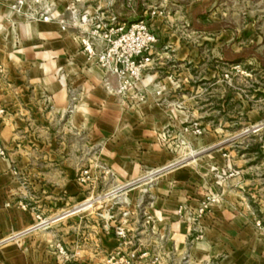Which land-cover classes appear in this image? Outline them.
Wrapping results in <instances>:
<instances>
[{
    "label": "crops",
    "instance_id": "0c3cea01",
    "mask_svg": "<svg viewBox=\"0 0 264 264\" xmlns=\"http://www.w3.org/2000/svg\"><path fill=\"white\" fill-rule=\"evenodd\" d=\"M216 1L91 2L126 22L147 17L157 35L143 99L132 104L71 31L13 23L11 1L0 0V264H105L119 249V222L125 249L146 252L135 264H205L218 255L233 264L238 248L245 260L250 239L264 248V177L232 149L241 133L222 138L229 122L221 117L245 106L220 66L238 62L243 35L258 40L251 23L218 25ZM183 123L204 132L174 148ZM214 168L232 174L218 183ZM84 169L87 182L79 181ZM213 193L218 201L198 216Z\"/></svg>",
    "mask_w": 264,
    "mask_h": 264
},
{
    "label": "built area",
    "instance_id": "2783aa9c",
    "mask_svg": "<svg viewBox=\"0 0 264 264\" xmlns=\"http://www.w3.org/2000/svg\"><path fill=\"white\" fill-rule=\"evenodd\" d=\"M9 11L25 22L40 21L45 23H57L61 31H71L89 60H93L100 68L117 78L118 95L122 102L136 104L143 99L141 81L145 73L151 69L156 61L157 35L152 30L147 17L126 22L120 20L101 5H93V0H10ZM58 1L66 2L62 10H58ZM133 0H127L131 4ZM156 10L149 11V17L156 14ZM12 20L13 18L9 16ZM14 23V21L12 20ZM231 69L239 71V65H231ZM224 78H229L230 71L224 73ZM157 94L160 93L158 90ZM71 98H73L71 96ZM3 110L1 109L0 112ZM264 124V123H263ZM256 126H252L255 130ZM263 126V125H262ZM253 129V130H254ZM204 130L200 126L182 124L177 132L182 135L174 148L185 144L184 137L187 134L201 136ZM5 155L4 147L0 144V157ZM79 181L87 182L92 178L89 169L81 171ZM232 172L214 168L216 182L230 176ZM155 174H151L152 179ZM216 193L206 196L199 202L196 209L198 216L210 210L211 205L218 201ZM25 205L22 204L21 208ZM112 217V215H110ZM38 223L47 225L48 219L36 214ZM115 236L119 242V249L111 253L105 264H135L146 257V252L138 253L135 249H125L128 246V229L123 222L114 227ZM64 253L62 247L59 248ZM152 262L156 263L159 258L153 256ZM75 264V263H70ZM77 264V263H76Z\"/></svg>",
    "mask_w": 264,
    "mask_h": 264
},
{
    "label": "rangeland",
    "instance_id": "374dc122",
    "mask_svg": "<svg viewBox=\"0 0 264 264\" xmlns=\"http://www.w3.org/2000/svg\"><path fill=\"white\" fill-rule=\"evenodd\" d=\"M216 2V12L220 17L218 25L230 24L241 29L245 24L251 23L255 29L254 34L257 36V43L250 44L246 41L251 33L243 35L238 40L241 44L243 43L242 45L248 44L247 46L244 45L243 50L237 53L238 62L234 64L239 65L238 72L231 69L230 65L220 66L223 73L230 71V76H233L236 87L234 91L238 90L242 104L245 106V112L233 114L230 105V111L225 112L221 117L227 123L229 122V126H226L225 131L222 132V138H229L233 134L241 133L242 135L236 138V140H241L240 143H236L232 149L238 151V155L244 153L241 159L247 160L246 164H251L260 169L262 173H259V178L263 179L264 176L261 177V175L264 173V0H217ZM201 13L205 14L206 18L210 15V12L207 13L203 7ZM10 16L15 20L20 19L18 16L12 15L11 12ZM195 25L204 24L195 21ZM255 125H259L260 128L255 130L252 128ZM255 167L254 169H256ZM90 206L87 204L81 208ZM81 208L79 207V209ZM262 225L264 226V223ZM245 251L247 257L242 261L240 248L234 250L232 253L234 256L233 264H241L242 262L264 264V248L262 246L250 239ZM221 259L222 256L218 255L212 262L205 264H224L220 262Z\"/></svg>",
    "mask_w": 264,
    "mask_h": 264
},
{
    "label": "water",
    "instance_id": "95a60500",
    "mask_svg": "<svg viewBox=\"0 0 264 264\" xmlns=\"http://www.w3.org/2000/svg\"><path fill=\"white\" fill-rule=\"evenodd\" d=\"M256 128H260V127H259V125H258V126H256Z\"/></svg>",
    "mask_w": 264,
    "mask_h": 264
}]
</instances>
